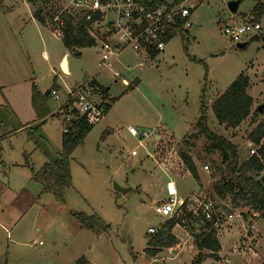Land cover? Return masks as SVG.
<instances>
[{"label": "rangeland", "instance_id": "1", "mask_svg": "<svg viewBox=\"0 0 264 264\" xmlns=\"http://www.w3.org/2000/svg\"><path fill=\"white\" fill-rule=\"evenodd\" d=\"M161 1L171 4L174 0ZM230 1L198 0L191 12L188 32L176 34L163 53L142 66L134 56H124L114 67L121 77L114 78L113 71L104 69L97 43L82 49H66L47 27L38 23L27 27L31 16L28 0H0V41L11 42L17 50L12 62L0 63V86L8 84L3 69L10 67L11 80L24 79L43 95L51 90L59 97L58 101L48 98L54 117L49 118L44 129L35 130L32 125L0 140L1 160L6 164L5 178L0 175L5 184L0 188V212L9 217V221L0 217V256L7 264H76L79 260V264H150L151 259L154 264H192L199 253L194 238L178 225L172 230L177 241L174 247L162 248L151 258L144 251L151 237L147 230L159 229L167 221L154 212V203L168 197L167 183L173 181L180 189L179 196L185 198L201 188L224 216H235L231 225L214 231L216 239L217 232L223 229H233L232 238L236 233L234 239L219 238L221 258L227 262H216L207 254L200 264L264 261V216L256 217L259 231H253V254L231 251L245 231V227L238 229L241 219L246 229L247 223L256 219L248 207L234 205L231 195L218 197L216 186H221L230 175L220 153L206 150L208 142L195 127L204 102L209 130L227 139L245 160L253 147L250 135L264 121V113L259 114L254 123L248 118L231 130L218 126L211 111L215 99L242 72L253 82L249 92L254 97L252 109L264 103V83H260L264 82V17L257 21L261 29L241 42L246 43L243 49L237 48L223 32L225 27L249 23V11L256 1L264 0H241L234 15L227 8ZM8 23L13 30L10 35ZM19 45H24L28 56L19 51ZM65 52L69 57V75L58 64ZM127 63L129 68H125ZM93 77L108 89L109 109L72 153L71 187L65 191L64 203H57L52 195L42 191L41 184L30 181L25 160L37 171L44 163L59 158L65 118L59 107L70 87ZM122 79L128 86L122 85ZM1 98L0 138L18 128ZM129 126L150 134L141 147L138 138L127 133ZM157 129L171 136L161 134L160 139H155ZM151 145L153 154L147 150ZM255 148L257 152L259 147ZM133 150L135 157L130 156ZM168 151L176 152L181 169L169 171L160 161L165 153L171 155ZM181 154L188 155L196 165L198 181L186 172ZM114 185L127 192H116ZM73 214L96 216L107 225V230L87 229ZM9 224H17L13 232V225Z\"/></svg>", "mask_w": 264, "mask_h": 264}, {"label": "built area", "instance_id": "2", "mask_svg": "<svg viewBox=\"0 0 264 264\" xmlns=\"http://www.w3.org/2000/svg\"><path fill=\"white\" fill-rule=\"evenodd\" d=\"M174 1L167 4L161 0H56L53 12L44 17L43 26L61 39L67 19L83 24L89 39L99 47L104 69L113 71V77L119 78L121 74L114 67L120 64L124 56H134L137 64L142 66L163 53L167 43L176 34L189 31L191 12L197 7L198 0H182L178 4ZM260 29L258 23L249 22L225 27L223 32L231 41L239 44ZM129 67L127 63L125 68ZM121 83L128 86L125 79ZM102 88L95 77L70 87L66 91L64 103L59 107L63 109L65 116L64 125L73 118H82L89 126L97 124L104 114L103 106L108 103L101 92ZM49 97L59 100L56 91H51ZM127 132L131 137L138 138L139 147L150 137L149 133L138 132L130 126L127 127ZM169 153L174 159L169 158L166 167L174 168L176 165L174 169H181L183 166H179L176 152ZM255 154L256 148L253 146L249 150V156ZM136 155V150L130 153L131 157ZM167 193L168 199L156 204L154 212L167 220H178L177 225L188 233L197 231L205 223H209L210 229L216 231L235 219L234 215L224 216L201 188L192 191L184 199L177 198L170 188H167ZM157 231L158 229L150 228L147 234L152 236ZM248 233L246 232L245 237ZM245 249L250 247L240 243L232 247V250H238L240 254H244ZM216 262L227 261L226 258H218ZM150 264H154L153 259Z\"/></svg>", "mask_w": 264, "mask_h": 264}, {"label": "trees", "instance_id": "3", "mask_svg": "<svg viewBox=\"0 0 264 264\" xmlns=\"http://www.w3.org/2000/svg\"><path fill=\"white\" fill-rule=\"evenodd\" d=\"M56 0H30L33 8V19L40 25H43L45 16L50 15L55 6ZM182 0H175L178 4ZM250 22L257 23L264 17V3L256 1L250 12ZM62 43L66 49L76 50L89 47L93 41L89 39L85 26L79 22H73L69 19L65 21L63 29ZM75 56H79L76 52ZM137 85V82L134 83ZM55 84H53V88ZM249 87V78L242 72L229 84V86L215 99L211 105L213 117L218 126H224L226 129L235 130L246 119L250 118L254 123L258 117V112L252 109L253 100L247 94ZM132 87L130 89H133ZM103 96L107 99V89H101ZM48 95L40 94L34 85H32L31 105L36 118H44L48 115L47 100ZM109 101H113L109 99ZM104 113L109 109V104L103 106ZM72 114H74L72 112ZM84 119L73 118L70 123L64 125L65 132L61 137V151L59 158L54 161H48L37 171L29 167L26 158L25 165L29 168L31 179L35 183L43 186V191L52 195L57 203H64V192L71 187L70 157L89 134L91 128ZM195 127L198 129L208 142L207 151H217L221 155L222 163L225 165L229 179L221 186H216L215 190L220 199L226 195L232 196V203L236 206L248 207L253 213L264 216V121H262L250 135V141L254 147H259L256 154L242 160L238 155V149L227 139L213 133L208 128L207 109L204 102H201L199 116ZM263 141V142H262ZM180 159L190 176L198 181L196 167L191 158L186 154H181ZM82 226L87 229H98L106 231L107 225L96 216L87 217L84 214L75 215ZM178 220L169 219L165 221L157 233L152 235L147 241L145 253L151 258L160 251V249L172 248L177 241L172 234L173 228ZM194 238L195 247L198 254L192 264H200L205 256L203 251L211 253L214 256L220 250L218 240L215 238L214 231L210 229V224L205 223L197 231L191 233ZM206 257V256H205ZM218 258L215 259V261ZM79 260L76 264H79Z\"/></svg>", "mask_w": 264, "mask_h": 264}, {"label": "crops", "instance_id": "4", "mask_svg": "<svg viewBox=\"0 0 264 264\" xmlns=\"http://www.w3.org/2000/svg\"><path fill=\"white\" fill-rule=\"evenodd\" d=\"M29 1L30 0H28V5L30 6V9H31V16H30V18L28 20L29 24H28L27 27L38 26L37 25V22L33 19V8H32V6H31V4H30ZM240 3H241V0H240ZM238 8H239V6H238ZM251 10L249 11V15L247 16V18L249 19V22H250V19H251V16H250ZM237 12H238V9H237ZM5 15L7 16L8 14H5ZM243 17H246V15H244ZM7 27H8V30H9L8 35H10V32L11 33L13 32L12 27L10 26L9 23H8V26ZM16 51H17L16 49H13L12 48L11 42H9L7 40L0 41V63L1 62H7V63L8 62H12L13 61V58H16V54H17ZM19 51L22 52L23 54H25V56H28L27 55V52H26V50L24 48V45H19ZM43 54H44V57L47 58L46 53L43 52ZM68 58H69L68 57V54L65 52V53H63L61 55V57H60V59L58 61V64L61 65L62 64V61L65 60L66 73L63 72L65 75H69V73H70V71H69ZM1 60H3V61H1ZM6 76H8L9 82H8V84H3L2 86H0V96L2 97L1 98V101L3 102V106L4 107H7L8 109H10L11 114L13 115V117L17 121L18 128L15 129V130H13V131H10L6 136L1 137L0 140L5 139V137H8L9 134H11V133H17V131L20 130V129H24V128L28 129L32 125L33 126H36L35 130H38L40 127H42L44 129V127L46 126V123L48 122L49 118L54 117V113L52 111H50V105L48 104V100H47V108H48V111H49L48 115L46 117H44V118H36V115H35V113H34V111L32 109V105H31V92H32V85H34V84L31 83L29 85L27 83V81H25L24 79H21V80H11L12 79V76H11L10 67H7L6 70H5V68L3 69V77H6ZM260 83L263 84L264 82H260ZM252 84H253V82L249 80V87L247 89V94L248 95H249V92L252 90V87H251ZM253 88H255V86H253ZM107 91H108V89H107ZM38 92L40 94H42L41 91H38ZM261 92L264 93V91H261ZM251 98H252V100L254 99V97H251ZM253 104H254V102H253ZM252 108H253V105H252ZM63 132H64V123H63V131H62V134H63ZM161 134H162V136H171V134H167L165 132L162 133V130L157 129V133H156L155 139H160L161 138V136H160ZM61 137H62V135H61ZM150 147H152V145L151 146H148L147 150H149ZM60 149H61V147H60ZM1 151H2V147L0 145V168H1L0 175L5 178V172H4V170L6 169V164L1 160ZM153 152H154V147H152V149H151V153L152 154H153ZM162 158L163 159L160 160V161L164 162V166H166V164H168V159L169 158H171L172 160L174 159V158H172V155L169 156L168 153H165V155H163ZM175 166L176 165H174V168H175ZM195 167H196V165H195ZM174 168H173V166H171L170 168H167L166 167L167 170H169V169H172L173 170ZM169 171H171V170H169ZM30 181H32L31 174H30ZM32 182H34V181H32ZM2 186L4 187L5 184L0 181V188ZM171 186L173 187V191L176 193V197L177 198L179 197V198H183L184 199V196H179L180 189H179V187L177 185V182H175V181L168 182L167 183V188H170V190H171ZM42 191H43V189H42ZM64 194H65V192H64ZM167 196H168V193H167ZM166 199H164L162 202H164ZM157 203H160V202H156L154 204L156 205ZM73 215L75 216L77 214H73ZM257 215L258 214L256 212L252 214V216L255 217L254 219H256V220L255 221H252L251 220V222L249 221L247 223V225H248L247 227L249 229L248 228L246 229V226L243 225V221H244L243 219H241V221H240L242 223H241V225H239V228L238 229H244V227H245V231L239 237V239L235 243H233V244L235 245L237 243H240L242 246L250 247V249H245L244 254L245 253H248V252L252 253V251H254L255 246H254V248H252L251 242L255 240V245H256V239L254 237L253 231L254 230L259 231V229H257V225H258V221H259V219L256 218ZM0 217L3 218L4 221H9V217L5 213L0 212ZM225 224L226 225H231L229 223H225ZM9 225H13L11 227V230H10L11 232H13V230L15 229V227L17 226V224H9ZM232 230L233 229H228V230L223 229L222 231L220 230V232L218 231L219 233L217 232V240H218L219 245H220V250L218 252H216L214 254V256H211V253H209V252H205V255L208 254L209 257H211L214 260L216 258H221L222 244H221L219 238H221V237H231L230 239H234L236 237V233H235V237L232 238V236L234 235L233 233L231 234V231ZM246 232H249L248 235H247V237H245ZM231 251H232V248H231ZM244 254H241V255H244ZM0 262H2V264H7V262L5 261V258H3L2 255L0 256ZM261 264H264V261H262Z\"/></svg>", "mask_w": 264, "mask_h": 264}, {"label": "water", "instance_id": "5", "mask_svg": "<svg viewBox=\"0 0 264 264\" xmlns=\"http://www.w3.org/2000/svg\"><path fill=\"white\" fill-rule=\"evenodd\" d=\"M239 4H240V0H232V1H230L227 4L228 11L232 15L236 14ZM245 46H246V43H239V44L236 45V47L239 48V49H243ZM61 69H62V71L64 73H66L65 60L62 61ZM47 95H48V91H46L44 93V96H47ZM255 110L258 112V114L262 115L264 113V103L259 105V106H257ZM151 149H152V147L149 148V150H148L149 153H151ZM114 190L116 192H119V193H122V194H125L126 191H127L126 189L119 188L116 185H114Z\"/></svg>", "mask_w": 264, "mask_h": 264}, {"label": "bare ground", "instance_id": "6", "mask_svg": "<svg viewBox=\"0 0 264 264\" xmlns=\"http://www.w3.org/2000/svg\"><path fill=\"white\" fill-rule=\"evenodd\" d=\"M171 191H173V187L171 186Z\"/></svg>", "mask_w": 264, "mask_h": 264}]
</instances>
